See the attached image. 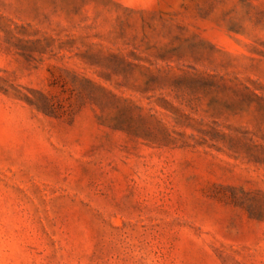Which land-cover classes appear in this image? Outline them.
<instances>
[{
	"label": "rangeland",
	"instance_id": "1",
	"mask_svg": "<svg viewBox=\"0 0 264 264\" xmlns=\"http://www.w3.org/2000/svg\"><path fill=\"white\" fill-rule=\"evenodd\" d=\"M0 264H264V0H0Z\"/></svg>",
	"mask_w": 264,
	"mask_h": 264
}]
</instances>
